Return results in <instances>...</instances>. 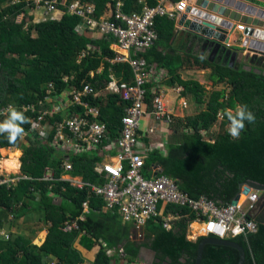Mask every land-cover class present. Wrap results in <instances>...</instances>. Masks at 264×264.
I'll list each match as a JSON object with an SVG mask.
<instances>
[{"label": "trees", "instance_id": "16d2710c", "mask_svg": "<svg viewBox=\"0 0 264 264\" xmlns=\"http://www.w3.org/2000/svg\"><path fill=\"white\" fill-rule=\"evenodd\" d=\"M34 1L30 0L28 4L27 0H0V105L13 104L27 118L28 114L19 107L42 98L47 84L51 82L60 89L64 88L66 76H73L70 81L77 87L87 83L97 89L105 88L111 82L113 73L121 76V81L134 79L129 64L111 62L116 57L114 38L102 36L100 40H95L83 34L77 29L81 17L66 10L61 18L35 22L34 15L30 13V8H36ZM72 1H66V8ZM81 1L94 4L97 17L109 2L113 8L117 6V0ZM121 1L127 14L141 13L145 7L159 4V0ZM60 5L59 1L57 7ZM21 15L23 17L19 21ZM175 21L158 17L155 21L158 42L146 53L139 54L149 63L167 68L170 78L174 68L160 48L165 49L173 40ZM249 62L247 66L226 57L204 61L212 68L210 80L213 84L225 85L229 89L214 90L208 101L205 99L206 89L198 82H180L186 86V91H193L198 104L206 103L207 108L187 117L186 122L175 119L172 125L174 133L167 145L168 154L164 155L156 149L146 161L147 168L161 166L163 174L177 179L180 188L194 199L206 197L218 204L228 205L238 194L241 183L251 180L264 184V59L257 57ZM152 86H147L149 105L154 98ZM91 101L100 107V119L108 125L110 137H117L124 116V101L117 94H108L101 99L91 98ZM238 106L250 111L255 121L249 123L245 120L239 138H233L228 132L230 120L226 113L232 111L235 114ZM220 114L223 115V127L214 142H209L203 137V131L209 133L219 121ZM21 127L24 130L31 127L28 118ZM27 138L31 142L28 147L21 137L10 142L7 133L0 134V158L2 148H23L22 170L32 177L22 179L13 188L1 185L0 208L12 212L14 223L32 211L42 212L43 221L50 226L41 246L34 245L23 235L1 239L0 264H45L44 257L47 255L56 257V264H84L86 259L73 248L79 236L86 249L91 251L97 246L99 251L93 264H111L114 260L107 256L102 242L109 248L121 246L125 260L135 264H139L142 248L155 252V264H196L198 248L204 237L196 241L188 238L190 225L196 220V215L190 210L168 205L166 215L180 216L173 227L168 230L164 227V218L158 217L144 227V240H135V227L124 223L117 211H105V201L90 195L88 187L78 189L68 181H40L49 166L56 168L57 178L61 177L62 156L48 143L38 138ZM4 152L9 153V150ZM71 160L75 167L73 176H80L84 182L91 184L103 181L96 172L97 163L101 160L97 155L72 156ZM36 191L40 192L39 196ZM51 193L60 197L59 202H55ZM85 202L89 203V213L82 221L79 218ZM71 220H78L79 230L64 232V223ZM13 222H9V229ZM257 222L259 228L255 234L233 239L245 250V264H264V218H259ZM115 258L119 260L118 256ZM239 261L240 253L235 248L208 244L201 264H239Z\"/></svg>", "mask_w": 264, "mask_h": 264}, {"label": "built area", "instance_id": "2783aa9c", "mask_svg": "<svg viewBox=\"0 0 264 264\" xmlns=\"http://www.w3.org/2000/svg\"><path fill=\"white\" fill-rule=\"evenodd\" d=\"M27 2L30 4V0ZM34 3L37 9H42L44 19H48L54 17L59 0H35ZM116 3V12L109 19L97 17L94 4L81 0L72 1L66 11L81 17V28L86 26L96 29L102 36L114 38L116 57L111 62L129 64L134 79L121 82L111 79L105 88L97 89L87 83L77 87L70 81L73 76H66L64 88L60 89L51 82L47 84L42 98L19 107L28 114L27 118L31 122V127L24 130L21 137L25 145H31L27 137L38 138L62 156L61 177L57 178L56 168L49 166L39 180L50 183L68 181L78 189L88 187L90 195L105 201V211H117L124 223L132 224L140 232L144 231L150 220L158 217L164 218V227L170 230L174 221L180 218L179 214L166 215L167 206L174 205L187 208L196 215L193 223L203 228V234L196 236L195 240L199 237L233 240L238 236L255 234L259 224L253 215L262 193L260 190L251 189L249 193L241 194L244 200L240 199L235 205H221L206 197L192 198L180 188L177 179L163 174L161 166L147 168L146 165L152 151L158 149L166 154V150L160 145L146 142L148 137L142 130V122L152 117L156 124L154 129L157 126L170 128L175 117L166 107L160 92L161 84L170 78L169 71L157 63H149L139 54L146 53L159 40L156 19H178L187 12L189 0H159L157 6L145 7L141 13L131 14L124 12L121 0ZM238 29L243 32L245 27L239 26ZM149 84L153 85L151 92L154 95L151 105L147 102ZM108 94H117L124 101L119 135L113 139L108 125L100 119V107L91 101V98L101 99ZM10 107L16 108L13 104L0 105V123L9 116ZM154 129L149 132L152 134ZM81 155H97L101 158L96 172L102 182L86 183L82 177L73 176L75 167L71 158ZM27 178L32 177L22 170L21 160L18 171H5L0 163V186L13 188ZM35 194L39 196L40 192L36 191ZM50 195L55 202H59L57 194ZM83 208L79 218L82 221L86 218L85 214L89 213V203L85 202ZM63 226V231L67 233L79 230L78 220L67 221ZM188 235L193 240L192 232ZM6 238H9L7 233ZM102 247L108 257L114 258L111 264H135L125 260L121 246L109 248L102 242ZM116 256L119 260H116Z\"/></svg>", "mask_w": 264, "mask_h": 264}, {"label": "crops", "instance_id": "0c3cea01", "mask_svg": "<svg viewBox=\"0 0 264 264\" xmlns=\"http://www.w3.org/2000/svg\"><path fill=\"white\" fill-rule=\"evenodd\" d=\"M59 1L62 5H64V7L59 6L57 8L56 12L54 13V18H61L64 15L65 10H66L65 5L67 3L66 2L67 0H59ZM36 10H35L36 12L35 11L33 12L34 21L37 22L40 20H44V15H43L42 10L41 9H36ZM115 12H116L115 8H113L111 2H109L105 10L98 17L109 19L112 17V15L115 14ZM22 17L23 16L21 15V17H19L18 20L21 21ZM180 18L181 17H178V19H176L175 21L176 22L175 35L173 37V40L170 42V44H168V46L165 49L160 48V51H162L163 55H165L166 58L168 59L170 65H172V68H174L172 69L173 75L171 76V78L164 81V83L160 86V92L162 94L165 104L167 105L168 110H170L171 112L173 111L174 113H179L177 116H175V119L176 120L180 119L183 122H186L185 120L187 117L195 116L199 114L200 112L205 111L207 106L205 109L201 111L198 110V108H196V105L198 103L196 101V98L193 97L194 95L193 91H186V86L180 85L181 84L180 82H198L199 85L204 87V84L201 83L203 81L199 78L202 76L200 72L205 71V69L202 70L201 68H211V67L206 66L204 63V61L210 60L208 59V56L210 55L209 52L207 51L204 52L202 50L203 47L200 46L199 44L200 42L199 38L193 39V37H191L190 35L191 33L187 29H185L182 26H178L179 24L177 23L180 20ZM80 24H82V20L77 26V29L83 34L93 37L95 38V40H100L102 38V35L98 32V30L89 29L86 26H83L81 28ZM243 38L244 37H242L241 33L239 32L235 33L234 35L231 36L230 43L227 44V47L231 49L232 51H236L238 53L241 63H244L245 65L248 66L250 64L249 62L250 59H246L247 50L243 44V41H244ZM113 49L116 50L115 46H113ZM209 70H210V73H209L210 75L212 72V68ZM111 79H114L116 82H121L122 80L121 76L115 73L111 74ZM174 82H177L179 85L175 84ZM189 87L192 88L193 86H189ZM203 105H206V103ZM154 127H156V124L154 120L152 119V117H147L142 122V130L146 132V135L148 137L146 139V142L153 143L156 146L158 145H160V147L162 146L164 150H166V154H168L167 145L169 141L171 140V135L174 133L173 127L166 128V127L157 126L156 129H154ZM150 129H154V132L152 134L149 132ZM182 130H184V126ZM214 139L215 137L211 138V140H208V141L214 142ZM157 151H161V150L157 149ZM10 221L12 223L13 219H9V222ZM9 222L4 223V225H1L0 231H4V232L9 231V227H8ZM49 226L50 224L48 225V227ZM11 228L13 229L14 232L16 231L15 224H13ZM190 232L191 231L189 229V233ZM47 235H48V232H47ZM192 236H194V233H192ZM25 237L28 238L27 236ZM46 238L43 240V242L40 243V245H37V246H41L45 242ZM193 241H196V240H193ZM79 243H80V236L79 238L75 240L73 244V248L77 250L83 258L86 259L85 264H93L96 254L99 251L97 246L94 247L96 248V250L94 253H92V250L90 251L88 249L80 247ZM142 249H146V248H142ZM150 252L152 253L151 250ZM141 254L142 253H140V255ZM153 256L155 255L153 254ZM57 262H58V259L54 256L47 255L44 257L45 264H56Z\"/></svg>", "mask_w": 264, "mask_h": 264}, {"label": "water", "instance_id": "95a60500", "mask_svg": "<svg viewBox=\"0 0 264 264\" xmlns=\"http://www.w3.org/2000/svg\"><path fill=\"white\" fill-rule=\"evenodd\" d=\"M177 24L187 29L193 39L199 38L204 52H209L215 58H229L232 62L241 61L238 53L229 49L227 44L231 36L238 32V27L244 26L245 30L241 33L247 50L246 59L254 60L257 56L264 58V0H189L187 12L182 14ZM251 189L264 193V184L251 180L241 183L231 203L237 204L241 194L245 195ZM208 244L235 248L240 253L239 264H245L246 253L242 246L233 240L213 237L204 238L200 243L196 264L202 263ZM152 253L155 255L154 251Z\"/></svg>", "mask_w": 264, "mask_h": 264}, {"label": "rangeland", "instance_id": "374dc122", "mask_svg": "<svg viewBox=\"0 0 264 264\" xmlns=\"http://www.w3.org/2000/svg\"><path fill=\"white\" fill-rule=\"evenodd\" d=\"M60 6L64 7V5H62V4ZM36 9L35 8H30V13L33 14V12ZM36 11H38V10H36ZM201 69L202 70L205 69V71L200 72V74L202 76L199 79H201L203 81L201 83L204 84V87L206 89V94H205L206 101L209 100V97H210L211 93L214 90L226 88L229 91V89L225 85L215 86L213 84V82L210 80V75H209V73H210L209 69H211V68H201ZM174 83L178 84L177 82H174ZM193 97H195V96L193 95ZM206 106L207 105L197 104L196 108H198V110L201 111V110L205 109ZM166 107H167V105H166ZM172 114L175 117L179 113H174L172 111ZM222 127H223V119H220V117H219V121L213 126L212 130L207 135H204L203 137L206 140H211V138H214L215 136H217L218 132L222 129ZM17 149H20L21 154H22L23 148H17ZM3 150L4 151L9 150V153H10V151L12 149L8 148V149H3ZM4 151L1 150L2 156L0 158V163H1L2 167H4L5 171H10V170L18 171V168H19V165H20L19 157H18V161H17L18 162V166H17L18 168L17 169H15V168L9 169L7 167V165L4 163V160L7 159L9 153H5ZM21 154H18V156H20ZM2 162H3V164H2ZM242 200H244V199H242ZM12 218H13V214H12L11 211H8L5 208H0V225L4 224V223H8L9 219H12ZM13 224H15V226H16V228H15L16 231L14 232L12 228L9 229V231H6L8 233V235H9V237H11V239L14 238V236H17V235H25L28 238H30L32 243L35 244V245H40V243L43 242V240L47 236V232H48L47 230L49 228L48 224L43 221V213L42 212H34V211L26 214L25 216L21 217L20 219L15 220V223H13ZM190 231H191V228H190ZM2 232H4V231H2ZM144 234H145L144 231L140 232V231H137V230H133V238L135 240L143 241L144 240V238H143ZM191 237H192L193 240L196 239V237H194L192 235H191ZM3 238H5V235L0 234V240L3 239ZM79 246L85 248L84 245H82L81 243H79ZM95 250H96V248H93L92 249V253H94ZM141 253L142 254L139 257V263L140 264H155V256H153V254L150 252L149 249H147V248L146 249H142Z\"/></svg>", "mask_w": 264, "mask_h": 264}, {"label": "clouds", "instance_id": "9594fccd", "mask_svg": "<svg viewBox=\"0 0 264 264\" xmlns=\"http://www.w3.org/2000/svg\"><path fill=\"white\" fill-rule=\"evenodd\" d=\"M237 30L239 33L242 32V31H239V29ZM257 57L263 58L260 56H257ZM213 60H214V57H213ZM9 113L10 115L8 116V118L4 122L0 123V134L7 133L10 142H15L18 137H22L24 133V129L23 127H21V125L26 122L27 118L24 116V114L21 111H17L15 108H12V107L9 108ZM226 114H227L228 119L230 120V126L228 128V132L233 138H239L241 131L245 127L244 125L245 120H247L249 123H252L255 121V116L250 111H246L245 107H241V106L237 107L235 114H233L232 111H228ZM222 118H223V115L220 114V119ZM207 134H208L207 131H203V136ZM3 149H8V148H2L1 150ZM21 155L19 156L20 160H21ZM1 232L2 231H0V234H2ZM6 233L7 232H4V234H2V235H5V238H6ZM10 238L11 237H9L8 239Z\"/></svg>", "mask_w": 264, "mask_h": 264}, {"label": "bare ground", "instance_id": "6f19581e", "mask_svg": "<svg viewBox=\"0 0 264 264\" xmlns=\"http://www.w3.org/2000/svg\"><path fill=\"white\" fill-rule=\"evenodd\" d=\"M18 154H21L20 149L11 150L7 159L4 160V163L7 165V167L9 169L17 168V166H18L17 161H18V157H19ZM2 164H3V162H2ZM242 199H244V197H242L241 200ZM191 227H193V228H191ZM190 228H191V232L194 233V236H198L199 234H203V232H202L203 228L199 224H197L196 222L192 223Z\"/></svg>", "mask_w": 264, "mask_h": 264}, {"label": "flooded vegetation", "instance_id": "af4514ba", "mask_svg": "<svg viewBox=\"0 0 264 264\" xmlns=\"http://www.w3.org/2000/svg\"><path fill=\"white\" fill-rule=\"evenodd\" d=\"M208 59L213 60V56L209 55ZM253 217L256 220H259V218L262 219V217L264 218V193L260 194L259 200L257 202V208L256 211L254 212Z\"/></svg>", "mask_w": 264, "mask_h": 264}]
</instances>
